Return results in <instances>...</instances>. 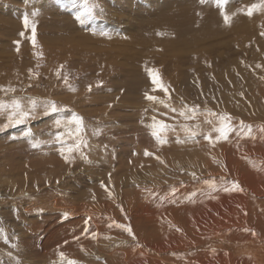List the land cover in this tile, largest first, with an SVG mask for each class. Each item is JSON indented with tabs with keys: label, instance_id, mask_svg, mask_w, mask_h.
I'll return each instance as SVG.
<instances>
[{
	"label": "rangeland",
	"instance_id": "obj_1",
	"mask_svg": "<svg viewBox=\"0 0 264 264\" xmlns=\"http://www.w3.org/2000/svg\"><path fill=\"white\" fill-rule=\"evenodd\" d=\"M255 2L229 0L226 11L237 15L227 27L215 0H97L104 13L98 9L97 18L81 26L69 11L71 0H0V86L16 89L0 92V102L19 99L30 110L29 98L37 101L20 124L0 112V264H66L60 252L79 264H264V134L258 131L264 127V13L249 18L238 11ZM25 14L37 25L43 52L28 39ZM157 33L178 46L155 48ZM86 61L107 70L83 71ZM60 65L77 91L57 79ZM146 67L157 68L170 86V99L153 93L165 104L144 98L152 87ZM128 82L134 90H126ZM44 100L67 111L44 114ZM185 106H199L196 119L171 110ZM205 110L230 114L237 128L245 117L257 138L233 133L215 145L202 137L177 143L185 138L177 128L158 145L151 136L153 116L210 131ZM71 112L84 117L91 163L79 155L65 163L59 145L34 149L25 136L30 131L32 138L51 140L54 120ZM146 149L164 163L146 157ZM233 180L243 191L224 192ZM205 181H215L218 190ZM87 217L89 232L99 234L95 240L82 235ZM113 221L129 224L137 240L115 224L109 228Z\"/></svg>",
	"mask_w": 264,
	"mask_h": 264
},
{
	"label": "snow or ice",
	"instance_id": "obj_2",
	"mask_svg": "<svg viewBox=\"0 0 264 264\" xmlns=\"http://www.w3.org/2000/svg\"><path fill=\"white\" fill-rule=\"evenodd\" d=\"M229 0H215V5L219 10L220 16L222 17L223 23L225 26L230 27L231 23L237 15V12H233L229 14L226 11L225 6L228 4ZM201 4L206 3V0H200ZM101 14L104 13V10L100 8L97 0H82V2H77V0H71V7L69 11L71 12L73 19L78 22L79 25L84 26L87 25L90 21H93L97 18V10ZM240 14H243L249 18L253 17L254 14L257 13H264V0H257V2L252 3L250 5H245L243 8L238 10ZM37 12H33L32 16H36ZM199 15V14H198ZM22 23L26 31H30L31 35L28 37L30 39L33 48L37 47V32L36 28L37 25L30 20L29 15L25 14L22 17ZM264 28V25L261 26ZM93 35H100L102 37L111 38V35L105 31H99L97 33L96 29H92ZM21 37H25V32L22 31L19 33ZM157 35H163V33H157ZM260 35L264 37V31H261ZM16 45V51L19 52L20 50V41H14ZM37 56H42V52L35 53ZM257 68H260L261 65L257 64ZM147 76L150 80L151 89L150 91H146L144 93V98L152 102L153 104H165V101L162 100L159 96L154 95L153 93L160 91L164 94L165 97H169L170 99V86H167L163 80L162 76L157 68L154 67H146ZM29 75H33L32 69H29ZM55 75L58 80L62 79L63 84L68 88L69 91L75 92L77 88L70 83V76L64 72V65H60L56 71ZM97 88L103 87V81H98L96 84ZM93 86L89 84L87 86V90L90 93L92 91ZM15 88L11 87H4L0 86V92L7 94L8 92H15ZM123 92V89H121ZM243 96V93H241ZM119 97H117V100ZM28 103L30 104V110H25L24 105L22 104L21 100L19 99H12L11 103L0 102V112L5 113L7 120L12 121L16 124H20L23 120L29 117L37 108V101L33 98H29ZM40 107L43 109L44 114L49 113H61L67 111L66 108L61 107L58 105L54 100H44L40 103ZM109 108L112 107L111 104L108 105ZM11 109V111H7ZM172 112H178L180 117H183L186 121L196 119V113L199 111V106L187 107L185 106V110L178 111L176 108L171 109ZM147 111V109L145 110ZM205 120L204 123L211 125L210 131H204L201 128L199 123L190 125L188 123L184 124H168L164 120H159L156 116L151 118L152 122L149 125L151 129V136L155 139L158 145H164L168 143L167 135L169 132H176L177 128H180L185 138L180 139L177 137V143H186V142H198V138L202 137L205 141L209 144L215 145L221 141H227L233 133L237 135L243 136L244 138L256 139L257 137L253 134L254 133V126L251 124H246L243 120L239 121V127L237 128L232 123V116L230 114L224 113L220 114L211 110H205ZM54 127L57 131L54 133L53 138L49 141H44L40 139L32 138L33 134L29 131L25 133L26 137H29V144L32 148H39L42 144L45 143H55L59 145L58 152L61 158L65 161V163H73L76 155H79L82 159L86 160L88 163H91L90 160H87V156L85 154V149L89 148L88 141L86 139V125L84 121V117L79 115L76 112H71L68 116H61L54 120ZM261 134H264V127H261L258 130ZM100 130L97 129L94 131V135H99ZM215 133V136H213ZM146 157L153 156L156 160L160 161V163H164L163 160L159 156H154L152 152H149L147 149L144 152ZM111 174H109L110 176ZM190 175L193 179H198L197 174L195 172H191ZM59 183V181H57ZM208 184V187L213 191L218 190L215 181H205ZM228 182L225 181V184ZM105 191L111 195V191L109 190L107 185L101 184ZM178 189L175 187L171 189L170 198L174 200L176 197ZM224 192H236V191H243L240 187L238 181H231L230 186L223 187ZM197 195L196 192L191 193V197H195ZM213 199L215 197H212ZM123 212V208H121ZM92 217H87L84 221L85 227L83 230L82 235L88 236L90 235L92 239H97L98 233L93 231L89 232L88 223ZM115 224V227L122 229L124 232L127 233L129 237L132 238L133 241L137 240V237L129 224H120L113 221L112 223L108 224V227L111 228ZM180 231V229H177ZM2 232V229H0ZM253 235L255 233L253 232ZM106 239H110L111 237H105ZM80 237H74V240H79ZM65 244L68 241L64 242ZM59 256L62 261H66V264H79L78 261L74 259H67L63 252L59 253ZM99 259V258H97Z\"/></svg>",
	"mask_w": 264,
	"mask_h": 264
},
{
	"label": "bare ground",
	"instance_id": "obj_3",
	"mask_svg": "<svg viewBox=\"0 0 264 264\" xmlns=\"http://www.w3.org/2000/svg\"><path fill=\"white\" fill-rule=\"evenodd\" d=\"M236 12V11H235ZM240 22H241V20H240ZM191 23L188 21V20H185V28H190L191 27ZM254 27V26H253ZM256 29V28H255ZM259 29V28H258ZM252 31H253V29H252ZM251 31V33L250 32H248V31H245V33H243L244 35L245 34H251L252 35V37L251 38H253V36L255 37L256 36V34L254 35L253 34V32ZM259 32H261V30L259 31ZM186 34V33H185ZM242 34V38L243 37H245L244 35ZM258 34V33H257ZM156 36H157V38H156V43H155V48H168V49H170V50H174L175 49V47L176 46H178V44L175 42V39L174 40H172L173 38H177L178 36H176V35H173V36H171V40H172V44L170 43V42H168V39L167 38H165V37H163L164 35H157L156 34ZM247 37H248V35H247ZM235 39V38H234ZM246 39V38H245ZM168 43V44H167ZM238 46H240V45H238ZM250 46H252V45H250ZM41 47V44H39L38 46H37V48H40ZM46 46H44L43 45V48H45ZM48 48H49V50H51L50 49V47L49 46H47ZM245 48H247V47H245ZM237 49V48H236ZM241 49V48H240ZM251 49V48H250ZM40 50H42V52H43V49H42V47L40 48ZM246 50V49H245ZM258 50V49H257ZM263 50V49H262ZM248 51H249V49H248ZM171 52V51H170ZM209 52V51H208ZM211 52V51H210ZM237 52V51H236ZM244 53H245V51H244ZM237 54V53H236ZM239 54V53H238ZM261 54V53H260ZM247 55V54H246ZM250 55V54H249ZM264 55V54H263ZM44 56H46V54L44 55ZM43 56V57H44ZM181 57V56H180ZM184 57V56H183ZM257 57V56H256ZM247 58H248V56H247ZM256 60H258V59H256ZM259 61V60H258ZM257 61V62H258ZM82 69H83V71H88V72H90V71H94L95 70V67H97V71H106L107 70V66L105 65V64H100V63H98L97 65H93V64H91L90 62H85V64L84 65H82ZM56 68V67H55ZM251 71V70H250ZM259 71V70H258ZM105 73V72H104ZM212 76V75H211ZM244 76V75H243ZM17 80V79H16ZM182 82V81H181ZM229 83V82H228ZM17 84V83H16ZM230 84V83H229ZM20 85V84H19ZM232 85H234V84H232ZM25 86H27V85H25ZM134 84L133 83H131V82H128L127 84H126V86H125V88H126V90H130V89H133L134 90ZM228 88V87H227ZM235 88V87H234ZM234 88H233V90H234ZM28 89V88H27ZM25 93V92H24ZM6 97V96H5ZM1 100V99H0ZM2 100H4V99H2ZM26 102V101H25ZM251 104V103H250ZM235 112L236 113H238V114H242L241 112H243V108H239L238 109V107H236V109H235ZM242 120H244L245 119V117H242L241 118ZM84 214V213H83ZM252 220V219H251ZM259 223V222H258ZM257 225V224H256ZM98 228V227H97ZM103 230V229H102ZM106 237V236H105ZM259 243V242H258ZM264 244V242H261V245H263Z\"/></svg>",
	"mask_w": 264,
	"mask_h": 264
}]
</instances>
